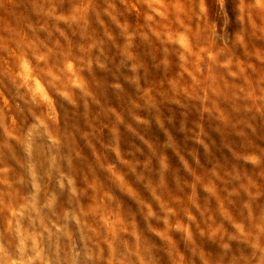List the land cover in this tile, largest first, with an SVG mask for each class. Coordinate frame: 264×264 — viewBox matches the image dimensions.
<instances>
[{"label": "clouds", "instance_id": "clouds-1", "mask_svg": "<svg viewBox=\"0 0 264 264\" xmlns=\"http://www.w3.org/2000/svg\"><path fill=\"white\" fill-rule=\"evenodd\" d=\"M0 264H264V0H0Z\"/></svg>", "mask_w": 264, "mask_h": 264}, {"label": "rangeland", "instance_id": "rangeland-1", "mask_svg": "<svg viewBox=\"0 0 264 264\" xmlns=\"http://www.w3.org/2000/svg\"><path fill=\"white\" fill-rule=\"evenodd\" d=\"M128 195L130 198L146 199L145 194L139 189H137L135 185H131V191H129Z\"/></svg>", "mask_w": 264, "mask_h": 264}]
</instances>
